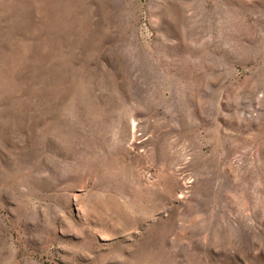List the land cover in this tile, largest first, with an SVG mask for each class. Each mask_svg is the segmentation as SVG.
<instances>
[{"label":"rangeland","instance_id":"rangeland-1","mask_svg":"<svg viewBox=\"0 0 264 264\" xmlns=\"http://www.w3.org/2000/svg\"><path fill=\"white\" fill-rule=\"evenodd\" d=\"M0 264H264V0H0Z\"/></svg>","mask_w":264,"mask_h":264}]
</instances>
